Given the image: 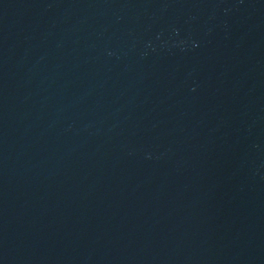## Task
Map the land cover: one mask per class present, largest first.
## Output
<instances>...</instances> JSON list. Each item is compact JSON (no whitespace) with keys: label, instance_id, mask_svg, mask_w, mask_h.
I'll return each instance as SVG.
<instances>
[{"label":"water","instance_id":"obj_1","mask_svg":"<svg viewBox=\"0 0 264 264\" xmlns=\"http://www.w3.org/2000/svg\"><path fill=\"white\" fill-rule=\"evenodd\" d=\"M0 264H264V0H0Z\"/></svg>","mask_w":264,"mask_h":264}]
</instances>
